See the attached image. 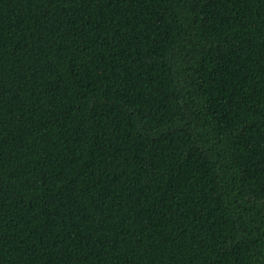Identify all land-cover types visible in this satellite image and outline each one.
<instances>
[{"label":"trees","instance_id":"trees-1","mask_svg":"<svg viewBox=\"0 0 264 264\" xmlns=\"http://www.w3.org/2000/svg\"><path fill=\"white\" fill-rule=\"evenodd\" d=\"M0 264H264V0H0Z\"/></svg>","mask_w":264,"mask_h":264}]
</instances>
